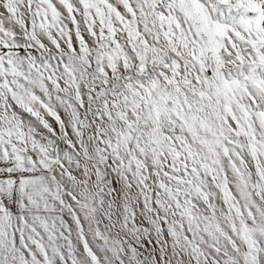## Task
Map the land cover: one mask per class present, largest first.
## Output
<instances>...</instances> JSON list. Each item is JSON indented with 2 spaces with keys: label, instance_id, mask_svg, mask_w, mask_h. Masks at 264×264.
Wrapping results in <instances>:
<instances>
[{
  "label": "snow or ice",
  "instance_id": "obj_1",
  "mask_svg": "<svg viewBox=\"0 0 264 264\" xmlns=\"http://www.w3.org/2000/svg\"><path fill=\"white\" fill-rule=\"evenodd\" d=\"M0 264H264V0H0Z\"/></svg>",
  "mask_w": 264,
  "mask_h": 264
}]
</instances>
